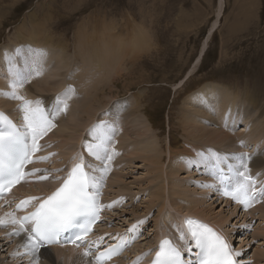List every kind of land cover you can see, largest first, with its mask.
I'll use <instances>...</instances> for the list:
<instances>
[{
    "label": "rangeland",
    "instance_id": "rangeland-1",
    "mask_svg": "<svg viewBox=\"0 0 264 264\" xmlns=\"http://www.w3.org/2000/svg\"><path fill=\"white\" fill-rule=\"evenodd\" d=\"M224 2L225 6L220 24L208 42V48L200 60L197 70L192 72L201 54L203 48L202 44L210 33L209 30L212 25L218 19L216 9L219 0H0V58L8 60V57L13 54L16 55L15 50L19 49L21 51L17 57L18 66L23 65V62L24 64L32 63L37 51L32 49L30 50L31 52L29 51L23 54L22 48L28 45L29 40H39L42 36L44 37V33H46L47 36L50 35L49 38L51 39H49V43L54 41L53 44L55 45L59 43L61 46H68L71 50L70 56L75 55L74 49L78 47L77 43L80 35L81 38L84 36L81 40H86V42L88 41L90 44L86 45L88 50L89 48L91 49V45L94 43L99 46L103 45L101 44L103 42L101 38H110V41L108 39L104 40V42H107V44L105 42L107 46H109L110 42L114 39L111 42L112 44H110L114 49H110L115 54L117 53L116 59L112 62L108 61V63L110 62L111 65L113 63L115 66L109 65L107 68L108 71H112L111 75L114 77V85L105 88L107 89V93H105L106 97H114L110 100L111 102L108 100L111 105L109 104L106 110L100 111L94 121L88 122L89 125L84 129L82 136L78 140L79 143L77 141H69L67 137L66 140L69 142L68 144H65L62 138H54V140L49 138L50 141L53 140L51 144L48 142L47 134L43 136L39 141L43 149L37 156V159L40 158L39 156L48 157L46 160L39 159L41 160L40 162L44 164L41 166V163H39V167L42 169L45 168L47 171L43 176L47 178L53 176L51 175L55 168L54 164H51L53 161H57L58 164H61L62 168L66 167L67 164H63L65 156L67 159L72 160L76 155L79 156L76 157L78 160L80 157H86L87 162L93 167L101 166V162L95 160L93 156H90L85 147L88 143L97 142L93 139L91 130L101 122L105 123L109 130L112 129L115 131L114 136L110 137V144L113 148L109 149V154L111 155L114 151L116 155H114V160L112 159L110 164L114 162L118 163L117 161L120 160L125 162V154L122 152L118 153L117 151L119 148L117 140H125L127 137L126 141L131 142V139L132 141L135 139H130V136L127 135L129 131L127 130L128 120L126 124H117L114 119L118 117L116 112H120L124 106L136 104V100L138 99L135 96L140 97L137 102L140 100H142V102L144 101L142 113H146L147 118H149L148 120L151 121L153 132L159 135L158 139H154V142H160L156 145L157 148L165 147V162L162 164L164 171H168L170 167H172L173 162L176 161L175 156L170 160L168 159L169 154L167 147L169 145V140L177 136L179 139L178 143L181 145L179 146L183 149V139L186 137L183 132L175 134V131H178L179 124L184 123L186 117L189 115V112H187V104L184 103L186 102L185 100H187L191 94L198 92L199 89L206 88V85L212 84L214 87L220 89L230 88L228 94L232 93L230 92L232 90L238 93L253 92L259 96L257 98L262 101V109L264 110V0H224ZM4 14L5 16L2 17ZM29 14H31L32 17H29ZM35 23L41 24V26H39L40 29H38L40 31L36 29L37 27L35 29L32 28L33 25H36ZM46 29L49 31H46ZM94 29L96 31H94ZM28 30H30V32ZM41 30H44V33L41 34ZM91 30H93V32ZM102 30L106 31L103 32ZM18 31H20V33ZM39 33L41 37L38 35ZM31 34H34L32 35L33 37L30 36ZM101 34L105 36L108 35L105 38V36ZM86 36L88 37L85 38ZM117 36L119 37L117 38ZM116 38L120 41H115ZM100 40L101 42H98ZM46 45H44V47H49L48 49H60L57 46L53 47L52 44ZM34 47L36 48L37 46L34 45ZM40 47L41 46L37 48L40 49ZM43 52L46 53V51ZM59 56L60 53L57 52L52 59L53 63L50 62L48 64L49 67H52L50 70L47 65L46 68L42 66V75L33 77L30 82L24 86L26 88L23 87L19 90L20 95L24 93L23 96L25 98H31L29 100H40V95H43V93L39 89L40 87L48 85L46 80L52 82L60 80V78L53 76L55 73L58 74L59 71H62L56 66H53L54 62H57ZM76 56V68H73V64L67 67L70 72L75 70V74L78 73L80 68L78 64L83 63V61H81V56H78V54ZM60 60L58 59V61ZM92 62L91 65H87L90 66L89 69L88 67L86 69L83 68L85 71L88 70L89 78H92L93 76H91V74L93 75L94 72L97 71V66L94 61ZM94 69L96 71H94ZM0 70L1 74H3L1 68ZM103 70L104 73H102L95 82H98L102 77H106L107 71L102 67L101 71ZM52 79H55V81ZM74 79L73 75H70L67 79L68 81L66 80L64 82L67 83L66 87H63L61 92L52 95L51 97H53V99L48 102V105L51 104L58 94L63 93L66 88L72 83H75ZM4 80L5 81L1 83L5 85L6 88L3 89L4 87H2L0 91L10 90V80L6 78V74ZM71 86L73 87L76 85ZM73 88L75 92L70 100L75 98L74 95L77 96L76 99H78L79 96L81 97V91L79 89L77 90L75 87ZM127 99L131 100V103H128ZM11 101L12 104L14 103L13 105H15L17 111L21 102L13 99H11ZM70 104L71 103H68L69 106L67 111L63 112L64 116L62 118L57 117L55 127L53 130H50L53 133L56 131L59 132V130L67 131L63 130L64 126L66 129L76 117L77 119L81 117L80 114H78V105H80L79 100L78 102H74V105L71 104L72 106ZM127 106L125 108H127ZM239 107L245 109V105L241 103L237 106V108ZM73 108L77 110V113H73ZM186 108L187 110L183 111V109ZM72 114L73 117H71ZM127 114L129 113L127 112ZM18 117L22 120V113L20 111H18ZM238 117L240 118V115ZM250 121L252 124L250 118L243 119L238 124L237 132L240 133L245 127V129H247V125ZM58 127L63 129H59ZM118 141L121 142V140ZM71 142H74L75 145ZM253 149L254 148L250 145H247L242 147L241 152H252ZM53 154L55 158L51 157ZM138 155L140 156L141 154ZM170 161L172 164H170ZM124 166L117 168H113L114 166H112L110 168L112 172L109 181L111 182L110 187L113 186L111 187L112 190L106 189V185L101 190L100 198L105 206L113 204L118 197V192L122 193V195H120V201H117L118 203L114 205V209L113 207H106L113 213L109 218H106V222H108V226L116 231L128 230L131 228L128 227L129 225L132 227L136 225L135 230L141 232L139 235L143 234V238L145 239L142 243L138 244L135 251L138 253L147 252L154 248V245H152L154 238L158 237L160 239L162 233L166 234L173 231L174 235L177 237V231L174 230L173 227L178 228V225L181 226L179 221H176L181 215H177L174 209H169L171 207L170 205L168 206V204H165L162 207V211H160L161 205L159 204L161 202L159 201V203L157 200H153L157 202V204L151 207V198L156 194L157 187H161L164 181L161 183L157 182L158 184L153 182L154 178L151 176L154 174L149 171L150 163L143 162L140 158L136 160L133 158V162L130 163V165L126 164ZM190 172L191 174L180 172L179 175H177L179 181L182 185L188 187L192 195L194 194L198 196L201 201H204L205 204L202 202V205L206 210L212 208L216 213H224V216L228 219L224 229L227 231L228 228L230 232L233 229L238 230V233H235L231 241L236 249L242 247L245 253L244 257L252 264L251 262L256 258L255 253H258L260 249L264 251V232H262V230H264V215L261 216L259 212L260 209H256L247 220L242 218L244 215L242 211H235L234 213L233 210L235 207L233 204L232 206L229 205L225 207V203H221L220 200L215 201L216 196L214 193L208 192L206 187L201 186L204 184L202 180L206 177L204 171L201 169L199 170L196 166H192L190 167ZM60 173L61 172L58 171V174ZM36 176L37 173L34 171L30 179ZM119 176L122 178L121 182L119 181ZM54 177L55 176L52 178ZM163 177H165V172ZM42 183L44 184L45 181ZM163 184L164 193L167 198V196H169L168 192L171 190L168 189L169 181L166 179ZM38 186L40 187L42 185ZM35 190L38 193L41 191L37 190V188ZM203 197H206V199H203ZM167 202L171 205L176 204L171 203L169 198H167ZM185 217L189 218L186 215ZM136 220L142 222V224L132 223L136 222ZM199 221L202 222V220ZM142 225L147 227L143 228ZM259 229H261V232H258L260 231ZM159 234L161 236H159ZM244 238L247 240L241 241V239ZM6 248L7 247H4L0 251V253L3 252V256L0 258H6L8 262H12L13 264H27L25 259H16L15 251L10 252L12 257L10 253L7 254L8 251H3L6 250ZM7 261H5V264H7ZM260 264H264V260L261 257Z\"/></svg>",
    "mask_w": 264,
    "mask_h": 264
},
{
    "label": "bare ground",
    "instance_id": "bare-ground-1",
    "mask_svg": "<svg viewBox=\"0 0 264 264\" xmlns=\"http://www.w3.org/2000/svg\"><path fill=\"white\" fill-rule=\"evenodd\" d=\"M224 6H225L224 0H219L218 6L216 9V14H217L218 19L212 25L211 29L209 30L210 33L208 34L204 43L202 44L203 48H202L201 54H200L199 58L197 59L196 66L194 65L195 67L192 69V72H195L197 70V67L200 64L199 62L202 59V57L204 56L206 49L208 48L207 47L208 42L210 41L213 33L215 32V30L217 29V27L220 24V20H221V17L223 15L222 12H223ZM3 16H5V14L2 15V17ZM29 17H32V15L29 14ZM2 20H3V18H2ZM39 26H41V24L33 25L32 28L35 29L37 27L36 29L38 30V29H40ZM82 29H84V28H82ZM87 29H86V31H87ZM95 29H94V31H96ZM106 30H104V31H106ZM28 31L30 32V30H28ZM38 31H40V30H38ZM43 31L41 32V34L44 33ZM46 31H49V30L46 29ZM91 31L93 32V30H91ZM18 32L20 33V31H18ZM79 33L81 34V31ZM84 33H82V34H84ZM100 33H99V35H100ZM44 34H45V36L44 37L42 36V38L39 39L40 41L37 38H36L37 40H35L34 39L35 37H34L33 38L34 40H29L28 45H25V47L22 48L23 54L26 52H29L32 49H34L36 51L37 50L46 51V53L43 52L45 55L41 60V65L45 68H46V65L48 66V64L50 62H52L54 55L57 52L60 53V56L58 57V59L60 60V58H61V60L58 61V59H57V62H54V64H53V66H56L57 68H59V70H62L61 72L59 71L58 74L55 73V75H53L54 77L60 78V80L56 81V82L46 80V83L48 85L47 86L45 85L46 87L45 86L40 87V89H39L43 93V95H40V100L44 103V105L46 107L50 106V104L48 105V102H50V100L53 99V97H51V96L56 94V93L61 92L63 90V87H66L67 83H64V82L70 77V75H73V77L75 78L74 81H75V83H77V84L72 83L71 85H76L73 87H75L77 90L79 89L81 91V93H80L81 97L79 96V98L76 99L77 96L74 95V97H75L74 99H76V100L73 99V100H69L71 102H68V103H71L72 105H74L73 103L76 101L78 102V100H79L80 105H78L79 106L78 114H80L81 117H79V119H77V117L75 116L77 120L75 119L70 124V126L66 127V129H65V126H64V129L61 127L60 128L58 127L59 129H63V130H67V131H62V130L60 131L59 130V132L56 131L54 133L52 131H48L47 139H48V142H50L51 144L53 143L52 141L54 140V138L64 139L65 144L69 143L67 140L78 142V140L80 139V137L83 134L84 129L89 125L88 122L94 121L97 118V115L100 111L106 110L108 108L107 106L111 102L110 100L113 97V96H110V98L106 97L105 93H107L106 92L107 89H105V88L107 86H110V85L113 86L114 85V82H113L114 77L111 75L112 71L107 70L109 65H111L110 62H112L113 60L116 59L117 53L115 54L110 49V48L114 49L110 45V44H112L111 42L114 39L110 42L109 46H107L106 45L107 42L105 41L106 42V44H105L104 40L108 39L110 41V38H106L109 33L106 36L104 34H101V35H104L106 38V39L101 38L103 41L101 44H103V45L99 46V45L94 43L93 45H91V49L88 46V48H89V50H88L86 47V45L89 44L88 41L86 42V40L85 41L81 40L84 36L81 38V35H80L79 41L77 43L78 47H77V49H74L75 55L70 56L71 50L69 49L68 46H61V45H59V43L55 45V44H53L54 41L52 43H49L50 42L49 39H51V38H49L50 35L47 36L46 33H44ZM105 34H106V32H105ZM32 35H34V34H31L30 36H32ZM38 35H40V33ZM38 35H37V37H38ZM97 35H98V33H97ZM137 35H138V33H137ZM40 37H41V35H40ZM87 37L88 36H86L85 38H87ZM118 37L119 36H117V38ZM135 37H137V36H135ZM117 38L115 41L119 40ZM98 42H101V40ZM46 44H49V45L52 44L53 47L57 46L60 49H55V48L48 49L49 47L45 48L44 45H46ZM34 45H36L37 47H39V46H41V47H40V49H38L37 47L35 48ZM77 54H78V56H81V58H82L81 61H83V63L78 64V67H80V68L78 70V73L75 74V72H76L75 70H74L75 72L73 70L70 72V71H68L69 69H67V67L69 65L71 66V64H73V68L74 69L76 68L77 63L75 61H77V59H76ZM12 56H16V55L13 54ZM34 57L35 58H33V59H40L38 56H34ZM92 61H94L95 65L97 66V71L94 69V71H96V72H94L93 75L91 74V76H93V77L92 78L90 77L91 78L90 79L88 70L85 71V70H83V68L86 69L88 67V69H89L90 66H87V65H91V63H93ZM108 61H110V62L108 63ZM20 63H22V62H20ZM23 64H24V62H23ZM112 65L115 66V64H113V63H112ZM102 67L105 68V70L107 71V75H106V77H102L98 82H95V80L99 79V77L102 75V73H104V70L101 71ZM0 68L3 71V74H1V70H0V75H1L0 76V88L4 87L3 89H5L6 88L5 85H2L1 82L5 81L4 80L5 74H6V78L8 80H10L9 64H8L7 59L0 58ZM50 68H52V67H49V70H50ZM65 69H67V70H65ZM113 70H114V68H113ZM115 73H116V71H115ZM3 75H4V77H3ZM48 78H50V77H48ZM52 80L55 81V79H52ZM36 84H38V83H36ZM44 84H45V82H44ZM138 84H140V83H138ZM32 85H34V84H32ZM6 86H7V84H6ZM24 88H26V87H24ZM29 89H30V87H29ZM229 90H230V88H221L220 89V88L214 87V85H212V84H210V85L208 84V85H206V88L199 89L198 92L191 94L189 96V98L187 100H185L186 102H184V103L187 104L188 110L186 108V109H183V111L187 110V112H189V115L186 117V120L184 123L179 124V127H178L179 129H178V131H175V134H179L180 132H183L184 136L186 138L183 139V144H184V145H182L183 149L180 148L181 145L178 143L179 139L177 138V136H175L174 138L172 137V140H169V143H168L169 145L167 147L168 154H169L168 159L170 160V159H172L173 156H175L176 161L173 162L172 167L169 166L170 169L169 170L167 169L168 171H166V170L164 171V168L162 165L165 162L164 161V148L165 147L157 148L156 145H158L160 142H158V141L154 142V139H158L159 135L155 134L153 132V129L151 128V126H152L151 121L148 120L149 118H147L146 113H142V107H143L144 101L142 102V100H140L139 102H137L140 99V97L135 96L138 99V100H136V104H130L129 106L126 105L127 108H125L126 106H124V108L120 112H116L118 114V117H116L114 119L115 123L126 124L127 120H128L127 130H129V131H128L127 135L130 136V139L134 138L135 140L132 141V139H131V142H128V141H126L127 137L125 140L124 139H118V140H121V142L117 140L118 146H119L117 151H118V153L122 152L125 154V156H126L125 160L126 161L122 162L120 160V161H117L118 163L114 162V163L110 164L109 167L111 168L112 166H114L113 168H117L120 166H124L126 164L130 165V163L133 162V158H135V160L137 158H140L141 161L150 163L149 171L154 174L153 176H151L154 178L153 182L158 184V183H161L162 181L165 182V180L167 179L169 181L168 189H171V190H169L170 192H168L169 196H167V198H169L171 200V203H176L174 205H171L167 202V198H166L165 193H164L165 191H164V184H163L164 182H163L161 184V187H157L158 189L156 191V194L153 195L156 198H154V197L151 198L152 199L150 201L151 207H154V205L157 204V202H154L155 200H157L158 202L159 201L161 202V203L159 202L160 203L159 205H161L160 211H162V207L165 204H168V206L170 205V207H171L169 209H174L175 213L177 215L178 214L181 215L179 218L176 219V221L177 222L179 221L180 225L183 224V227L181 228L182 225L181 226L178 225V228L173 227L174 230L177 231V237L174 235L173 231H170V233H166V234L162 233V236L159 234V236H161L160 239H162L163 236H166L167 239L172 241L174 244L181 243V245H182L183 242L180 241L179 237L181 235V231L186 230V225L183 221V219L185 218V215L187 217H189L187 219L196 218V219H199L202 221L206 220V221H209V222L215 224L219 228L220 233H223L222 234L223 236L226 235L229 237V239H226V236H225L227 243H230V241L232 240L235 233H238V230H235V229H233L230 232L227 228V231H226L224 228H225V225L227 223L226 221L228 219L224 216V213L223 212L216 213L215 210L212 208L210 210H206V208H204V206L202 205V202L204 203V201H201L198 196H196L194 194L192 195V192L189 191L187 186L182 185V183L179 181V177L177 176V175H179L180 172L181 173L186 172L188 174H191L190 167H192L195 164V166L197 168H199V170L201 169L202 171H204V174H206L205 175L206 177L203 174V176L205 178H204V180H202V182L204 184H213V185H216V187H219L218 182L214 179V177L210 173V172H212L211 166L210 165L204 166V162L201 161L200 157L197 155L198 153H207L208 150H213L214 152H218L220 154L241 153V151H242L241 141H243L244 147L247 145H250L252 148H254L252 152H248L250 154L256 153L257 150L260 148H264V110L262 109V105H263V104H261L262 101H260V99L257 98L259 96H257V94L253 93V92L252 93H247V92H243V93L239 92L238 93L235 90L230 91L232 93L228 94ZM1 91L3 92V90H1ZM7 91H9V90H7ZM23 95H24V93H23ZM29 99H31V98H29ZM127 100H128V103H131V100H129V99H127ZM32 101H33V99H32ZM239 103L245 105V109H242L241 105H240L241 107L237 108ZM13 104H12V101L10 98H6L5 96L0 95V109H3L5 111L9 112L13 117H16L19 120V122L21 123L22 120L20 117H18V110L16 111V107ZM75 105H77V104H75ZM70 111H71V109H70ZM74 112L77 113V110L73 108V113ZM127 112L129 114H127ZM114 115H116V114H114ZM239 115H240V118L238 117ZM63 116H64L63 113H61L58 117L62 118ZM71 117H73V114ZM245 118H247V119L250 118V120H252V124L250 121L249 122L250 124L248 123V125H247L248 126L247 129H245L246 128L245 127L244 128L245 130L243 129L239 133V132H237L238 124ZM56 120H57V118L53 121L54 124H55ZM85 120H86V122H85ZM245 125H246V123H245ZM53 128H52V130H53ZM111 130H109L108 128L106 129V134L108 137L114 136L115 131L114 130L111 131ZM51 132H52V134H51ZM67 137H68V139H67ZM49 138H51L53 140L50 141ZM71 143L73 145H75L74 142H71ZM71 143H70V145H71ZM112 148H113V146L110 144L109 149H112ZM80 151H81V149H80ZM138 154H141V155L139 156ZM131 156H133V157H131ZM39 157H41V156H39ZM51 157L55 158V155L53 154ZM83 160L86 164L90 165V163H88L85 158H83ZM77 162H78V159H76V157L73 158V160H72V159H67L65 156L63 164L64 163L67 164L66 167L62 168L61 164H58L57 161H53L51 163V164H54V166H55L54 170L52 171L54 174L53 173L51 174V175L55 176L54 178H52L53 176L52 177L50 176L51 178L48 177V178L43 179V180L39 179V180L30 181V177H29L27 179V181H25L18 189H16V192L14 194L15 196L12 195L8 199L0 200V205H1L0 217H5L6 214H8V213H13L10 210V208L7 206V204H8L7 201H11V200L15 199L18 194L22 198H29V197L30 198H32V197L39 198V199L34 200L35 202H37L39 204L42 200L45 199L43 196L48 194L51 190L60 186V184L63 182V179L65 178L67 172ZM39 163H41V162H38V164ZM38 164H37V158H36L35 168ZM170 164H172L171 161H170ZM42 165H44V164L41 163V166ZM39 166H40V164H39ZM249 167L251 169L250 174L253 176H255L256 173H258V172L264 173V154L256 155L254 157V160L252 162H250ZM56 168H57V170H56ZM41 170L42 171L39 172V175H44V173L47 172V171H43V170H46L45 168H43V169L41 168ZM87 170L91 171V169H89V168H87ZM111 170L112 169H110V171ZM58 171L61 173L58 174ZM117 171H114V172H117ZM164 172H165L166 178L163 177ZM120 177L121 176H119V178ZM119 178H118V180H119ZM109 179H108V182H110ZM121 179L122 178H120V180H119L120 182H121ZM149 179H150V177H149ZM260 179L264 180V175H262L260 177ZM151 180H152V178H151ZM44 181H45V183L43 184L42 182H44ZM104 181H105V179H104ZM38 185H42V186L39 187ZM111 187H113V186H111ZM36 188H37V190H39V191L41 190V191L39 193L36 192V190H35ZM123 188H124V186H123ZM161 189H162V191H161ZM206 189H208V192H212L215 194L216 197L212 194L216 198L215 201L220 200L221 203H223V204L225 203L224 204L225 207H227L229 205L232 206V204L234 203L230 197H226V196L222 195V190L217 191L215 188H210V187H206ZM35 194H37V195H35ZM208 194H210V193H208ZM203 199H206V197H203ZM100 203H101V201H100ZM234 207H235L233 210L234 213H235V211L236 212L237 211L243 212V210H241L238 206H236V204L234 205ZM256 209L257 210L260 209L259 212L261 213V216L264 215V204L258 205V207H256ZM256 209L254 208V209L250 210L248 215L244 213L242 218H245L247 220V218H249L251 216V214ZM106 213L108 214L109 212L106 211ZM192 217H194V218H192ZM107 218H109V217H107ZM106 221H105L104 227H106L105 230H107V233H109V234H110V232L113 234L117 233V232H122V233H126V234H124L126 238L130 237L131 235L134 234V231L130 232L126 229L121 230V231H119V230L116 231L112 227L108 226V224H107L108 222H106ZM163 223L165 224V222H163ZM165 225H167V224H165ZM173 226H175V225H173ZM16 227H18V226L17 225L14 226L11 224H9L7 227H0V239H1L0 251L4 247H7L6 250H3V251H5V252L8 251L7 254H9L12 251L13 252L15 251L16 252L15 254L17 257L16 259H19V260L25 259L26 263L30 264L29 257L26 254V249L23 247L22 236L24 234H22L21 237L13 235L10 239L7 238V234L10 232H13ZM259 230L260 231H258V232H261V229H259ZM262 232H264V230H262ZM137 235H139L138 232H136V236ZM113 238H114V236H113ZM144 239L145 238H143V235H142V238L138 239L137 244H135V246L131 249L132 251L127 252L125 255V258L119 259V263H115V264H128L131 261V258H133L135 256L140 258L139 264H147V263L151 262L152 260H154L156 251L159 250V245L161 244L162 241L158 237H156V238H154L153 243H152V245H154V248H152L151 250H149L147 252L138 253L137 251H135V249L138 246V244L142 243V241ZM246 240H247L246 238L241 239V241H246ZM148 242H150V241H148ZM234 247H235V245H234ZM141 251H142V249H141ZM237 251L241 252V255L239 257H240V260H242V264H250L249 260L244 257L245 253H244L242 247H239V249H237ZM41 252L43 253V255H41V257H40L39 264H93V261L91 259H89L87 256H85L83 254V252H80L76 248L41 250ZM2 256H3V252L0 253V257H2ZM10 256L12 257V254ZM255 256H256V258L251 263L252 264H260V257L264 260V251L262 249H260L258 253H255ZM13 258H15V257H13ZM5 261H7L6 258H0V264H5L6 263ZM250 261H251V259H250ZM7 264H13V263L7 261Z\"/></svg>",
    "mask_w": 264,
    "mask_h": 264
},
{
    "label": "snow or ice",
    "instance_id": "snow-or-ice-1",
    "mask_svg": "<svg viewBox=\"0 0 264 264\" xmlns=\"http://www.w3.org/2000/svg\"><path fill=\"white\" fill-rule=\"evenodd\" d=\"M15 52L16 56L8 57L10 90L0 92V95L21 102L17 110L22 113V122L17 124L8 115L0 112V198L11 187L34 174L26 172L25 166L33 162V154L42 147L39 141L55 127L53 121L67 111L68 101L75 92L70 85L47 107L41 100L32 101L20 95L19 90L33 77L42 75L41 60L45 54L42 50H37L35 55L40 59H34L31 64L18 66L17 57L20 50L17 49ZM107 127L103 122L94 126L91 134L97 142L85 145L89 155L101 162V167L86 164L81 157L63 179L60 187L40 202L33 212L20 218L14 213L0 217V227L18 225L13 232L7 234V238L10 239L13 235L21 237L24 234L23 247L26 249L30 264H39L43 255L41 249L60 243L64 233L72 232L68 242L85 243L86 237L92 231V225L100 218L102 208H111L118 203L114 201L113 204L105 206L99 199L104 179L110 171L109 165L116 155L114 151L109 154L110 137L106 134ZM241 146H244L243 141ZM260 154H264V148L258 149L254 154L248 152L220 154L213 150L198 153L204 166H211V175L219 184V187L213 184L201 186L222 190V195L230 197L245 209L251 207L258 198H264V180L260 179L264 173L258 172L253 176L249 167L254 157ZM39 159L46 160L48 157ZM86 168L91 171H86ZM46 178L43 175L39 177L41 180ZM36 199L39 198L23 200L17 208L22 209L31 200ZM184 223L186 230L181 231L179 237L183 242L182 246L177 247L172 241L163 240L152 264H238L234 257L240 256L241 252L235 251L223 236L197 220L186 219ZM135 229L136 225H133L128 231L132 232ZM87 243L99 246L103 243V237L96 242ZM125 243L127 242L122 241L121 245L107 247L105 251H101L95 257L96 264H104L106 260L117 255ZM79 246L77 244V247ZM184 253L191 258L185 259ZM89 254V250L86 249L84 255ZM139 261L140 258H137L136 264H139Z\"/></svg>",
    "mask_w": 264,
    "mask_h": 264
}]
</instances>
